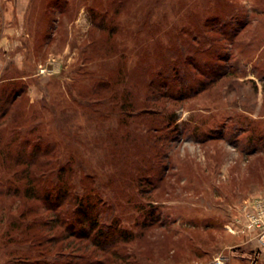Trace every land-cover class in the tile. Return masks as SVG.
Masks as SVG:
<instances>
[{"label":"rangeland","instance_id":"rangeland-1","mask_svg":"<svg viewBox=\"0 0 264 264\" xmlns=\"http://www.w3.org/2000/svg\"><path fill=\"white\" fill-rule=\"evenodd\" d=\"M7 31L0 264H213L241 251L229 245L250 236L228 224L264 195V0H0ZM46 143L49 174L70 167L77 192L103 184L96 246L64 237L92 228L80 211L25 196L9 149Z\"/></svg>","mask_w":264,"mask_h":264},{"label":"trees","instance_id":"trees-1","mask_svg":"<svg viewBox=\"0 0 264 264\" xmlns=\"http://www.w3.org/2000/svg\"><path fill=\"white\" fill-rule=\"evenodd\" d=\"M94 94L99 95L100 91L96 90L94 91ZM10 96L11 94L9 95V99L11 98ZM14 99H16V97L12 98L11 102ZM99 100L97 102H100ZM15 138L16 136L13 135L12 139L14 140ZM12 139H10L9 142H12ZM28 140L29 139L26 138L24 139V145L29 142ZM28 144L31 145L30 143ZM44 146L45 148H42L41 144H35L33 150L29 153L25 147L23 148V146L22 150L18 151L9 149V159L13 161L14 165L24 164L26 166L24 169L16 171V174L20 173L22 177L27 180L24 184L25 196L45 200L48 206L47 210L49 211H80V214L84 216L79 217L81 223L86 224V222H89L92 225V228L84 225L80 230L77 229V231L76 229H70L69 235H64V237L80 236L79 238L81 239L89 238L92 245L96 246L98 243L96 238H102V236L106 234L102 227L93 234V229L98 226L97 223L100 220V211H103V208H100V205L102 206L104 203L100 199L103 193L101 190L103 184L100 185L99 182H94V185H92V182L91 184L84 182V185L80 186V191L78 190L77 192L75 190L77 184L71 179L72 173H70V167L63 166L58 170H52L49 174V162L51 161L46 160H48L47 157L49 158L53 156L55 147L49 143H46ZM54 175L57 177L56 182L54 181ZM98 184L101 192L97 189ZM19 188L20 187H15L14 189L11 183L9 185V191L14 189L15 192L19 193ZM64 202L67 204L64 205ZM59 215L54 219L55 222H58L57 224L63 225L62 222L69 223L70 219H68V221H66L67 219L62 221V218ZM95 241L97 243H95ZM84 247L87 248L86 244Z\"/></svg>","mask_w":264,"mask_h":264},{"label":"built area","instance_id":"built-area-1","mask_svg":"<svg viewBox=\"0 0 264 264\" xmlns=\"http://www.w3.org/2000/svg\"><path fill=\"white\" fill-rule=\"evenodd\" d=\"M232 232H242L264 243V195L247 199L232 215L228 224ZM213 264H226L223 258H216Z\"/></svg>","mask_w":264,"mask_h":264},{"label":"crops","instance_id":"crops-1","mask_svg":"<svg viewBox=\"0 0 264 264\" xmlns=\"http://www.w3.org/2000/svg\"><path fill=\"white\" fill-rule=\"evenodd\" d=\"M9 41H10L9 31H7V34H3V36L0 39V48L3 45L9 44ZM13 43L15 46L18 47L17 45L18 41H14ZM4 51L6 55H9V46H6ZM230 239H231V236H230ZM219 247L221 248V245H219ZM229 247H232V248L239 247L241 248L240 249L241 251L238 253H233L232 259H231V256L228 259H224L225 261L231 260L229 262L227 261L226 264H264V243L260 242L256 238H249L246 242L240 241L235 244L233 243L232 245H229Z\"/></svg>","mask_w":264,"mask_h":264}]
</instances>
